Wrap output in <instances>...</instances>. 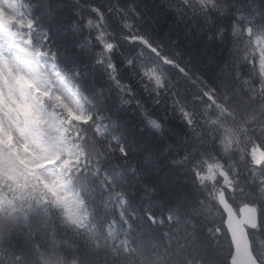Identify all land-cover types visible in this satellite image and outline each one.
Wrapping results in <instances>:
<instances>
[{
    "label": "trees",
    "instance_id": "1",
    "mask_svg": "<svg viewBox=\"0 0 264 264\" xmlns=\"http://www.w3.org/2000/svg\"><path fill=\"white\" fill-rule=\"evenodd\" d=\"M24 1L49 30L60 64L76 76L91 116H96L91 124L88 118L68 128V139L84 155L81 169L88 190L100 197L104 188L119 185L142 221L145 204L157 219L178 207L180 220L170 224L165 219L163 226L145 221L124 242L121 228L106 236L114 216L107 210L104 216L96 198L99 216L91 230L53 236L43 226L0 224V264L48 263L49 238L61 244L64 258L79 264H227V236L216 231L222 230V214L210 196L218 180L206 169L214 159L228 172L236 202L259 203L264 240V192L257 188L258 179L250 186L249 168L257 149L264 150V82L258 57L246 43L248 27L264 36V0H202L200 8L194 0ZM100 13L116 44L106 65L96 39L85 29L87 18L97 20ZM136 33L164 58L127 41ZM151 65L162 80L159 86L143 76ZM216 121L240 138L242 131L244 145L248 143L245 155L240 149L235 154L221 151ZM114 135L129 148L127 164L115 150Z\"/></svg>",
    "mask_w": 264,
    "mask_h": 264
},
{
    "label": "rangeland",
    "instance_id": "2",
    "mask_svg": "<svg viewBox=\"0 0 264 264\" xmlns=\"http://www.w3.org/2000/svg\"><path fill=\"white\" fill-rule=\"evenodd\" d=\"M6 0H0V9L2 11L5 10H9L8 4L6 3ZM246 43L250 46H252L253 48L256 47L259 51H263L264 49V44H261L258 42V38H254L253 40V45L250 44V39L246 41ZM8 64L9 61L7 60ZM263 64V61H262ZM4 70V68H2ZM263 71H264V66H263ZM7 72V71H6ZM10 72L12 74L15 73V69H13V67L10 68ZM15 80L16 78L13 76H9L7 73H5L4 71L1 70L0 72V92L3 96H5V100H6V104H7V109L5 110V112H3L5 114V116L7 117L8 121L10 122H15V115H17V113L15 112L14 108L16 107V105L20 102L21 96L18 93L17 87L15 86ZM54 86H55V90L56 91H60V87L61 84L58 81L59 78L56 76L54 77ZM4 89H8V90H13L16 97H12L11 93L8 94L5 93L3 91ZM8 95V96H7ZM1 98H0V106H1ZM68 108V106H67ZM69 109V108H68ZM33 112L35 111L34 109L32 110ZM1 115V113H0ZM77 116V115H76ZM78 117V116H77ZM2 119H5V117L3 115H1ZM1 118H0V122H1ZM10 129L11 126L9 125ZM5 131H8L5 130ZM3 134V132H2ZM0 133V138L3 136ZM9 132H5V136L7 137V141L12 147H14L15 149H19V155L21 158L26 159L28 161V163H30L35 169H37L36 164L39 162L41 156H42V146L40 144V142H38L30 133L24 131V134L20 137L21 140H18L16 138V136L14 135H9ZM228 139L231 143V147H230V152L232 154L235 153L236 150V145L234 144V142L232 141L231 138H229V135L226 136V138L224 136H222L221 138V142L222 144H224L225 140ZM186 143V142H185ZM233 145V146H232ZM234 147V148H233ZM39 172V171H38ZM40 176L47 181H49V177H50V172L49 171H45V172H39ZM60 198H63V193L58 192ZM161 234V233H160ZM62 251L57 252V254H61ZM55 256V254H54ZM32 264V263H31Z\"/></svg>",
    "mask_w": 264,
    "mask_h": 264
},
{
    "label": "snow or ice",
    "instance_id": "3",
    "mask_svg": "<svg viewBox=\"0 0 264 264\" xmlns=\"http://www.w3.org/2000/svg\"><path fill=\"white\" fill-rule=\"evenodd\" d=\"M92 10L93 11H98V9H95V8H93ZM245 19H247V18L245 17ZM250 23H253V22H250ZM31 24H32V27H35V21L34 20L31 21ZM261 27L264 28V25H262ZM247 31L251 32L252 28L248 27ZM50 40H51V35L50 34L49 35H45L43 37L44 43H48ZM28 42H29L30 45L36 44L37 41H36L34 33L30 34ZM132 42H135V41H132ZM104 47H106L107 49H112L113 45L112 44H107V45H104ZM41 51H42V49H41ZM2 55H4V53H3V51H0V56H2ZM51 56H52V59H58L59 58V53H51ZM109 67L112 68V67H114V65H109ZM177 70L180 71V69H177ZM76 74L79 75L78 72ZM49 94L51 95V93H49ZM95 119H96L95 115L90 116L89 119H88V124H91ZM151 123L155 124L156 122H155V120H152ZM189 123H191V122L189 121ZM156 126L159 127L158 124ZM112 139L115 140V150L118 151L119 156L121 158H123L124 163L127 164L128 158H129V156L131 154L127 144L122 142L120 140V137L117 136V135H114L112 137ZM143 162L145 164L148 163L147 160H144ZM137 170L138 169L133 168L132 169L133 174H135V172ZM121 175H123V173H121ZM113 182H115V180ZM225 199H227V195L226 194H225ZM229 203H231V201H229ZM245 204H248V202L245 201ZM248 206L249 207H253V205H251V204H249ZM151 207L152 206L149 205V204H145L144 205V208H143L144 221H142V223L145 222V221L148 224H150V225H153V224L156 223L157 217H156V214L154 213V211L150 210ZM233 207L235 208V205ZM254 208H255L256 219H257V227L256 228H252V229H246V232H247L248 238H249L250 246L253 243V241H252L253 233H255L256 231L259 230L260 205H259L258 202L254 205ZM178 212H179V208L178 207L175 208V209H169V211L166 214V217H162L161 218V226H163V224L165 222V219L170 224L173 223V222L179 223L180 217L177 214ZM221 212H222V220H221V222L223 223L224 221L227 220V214L223 213V209L222 208H221ZM118 214L121 216L122 222L127 223L129 231H131L134 228V224H133L132 220L133 219L140 220V217L136 216V214L130 208H129L128 212H120ZM127 217H131V219H126ZM186 222L189 223V224H192V221L190 219H187ZM193 227H194V225H193ZM216 231L218 233H221V234H223V232H227L226 224H225L223 230H221L220 228H217ZM228 235H229V241H228V252H227L226 259H227V264H233V256H234V253H235V246L233 245L232 240H231V233H228ZM35 247H39V244H36ZM218 247H219V245H218ZM220 255H224V254L220 253ZM253 255H255V251L254 250H253Z\"/></svg>",
    "mask_w": 264,
    "mask_h": 264
},
{
    "label": "water",
    "instance_id": "4",
    "mask_svg": "<svg viewBox=\"0 0 264 264\" xmlns=\"http://www.w3.org/2000/svg\"><path fill=\"white\" fill-rule=\"evenodd\" d=\"M224 210L227 213V226L232 234L233 245L235 246V253L233 256V264H257L255 259L250 253V244L246 237H242L239 240V228L241 224L246 220L250 226H255L257 223L256 213L250 207H244L240 210L242 216L241 220H238L233 210L227 205H224Z\"/></svg>",
    "mask_w": 264,
    "mask_h": 264
},
{
    "label": "bare ground",
    "instance_id": "5",
    "mask_svg": "<svg viewBox=\"0 0 264 264\" xmlns=\"http://www.w3.org/2000/svg\"><path fill=\"white\" fill-rule=\"evenodd\" d=\"M126 16V15H125ZM123 20V19H122ZM126 20V19H125ZM129 20V19H128ZM123 22V21H122ZM121 22V23H122ZM126 24V23H125ZM128 26V25H127ZM160 46V45H159ZM146 59V58H145ZM163 73V72H162ZM161 74V73H160ZM132 93V92H131ZM178 104V103H177ZM155 113V112H154ZM205 113V112H204ZM154 118V117H153ZM182 118V117H181ZM156 119V118H155ZM158 120V119H157ZM151 121V120H150ZM147 122V121H146ZM148 123V122H147ZM216 123H217V125H218V128H219V131L221 132V138H222V136H224L225 138H226V136H228L229 135V138H231L232 139V141L234 142V144L236 145V149H240L241 151V153L243 154V155H245V152H242V150H244L246 147V145H248V143L246 144L245 143V145H244V142L245 141H243V139L244 138H242V131H240V134H241V138H240V136L238 135V134H236L235 132H234V130H233V128L232 127H230L229 125H227V124H225V122L223 123V122H221V121H216ZM156 124H158L160 127H161V125H160V123H155V124H153V123H150V125H152V126H154L155 127V125ZM151 126V127H152ZM192 126V125H191ZM191 129V128H190ZM221 138H220V143H221V147H222V142H221ZM212 140V139H211ZM245 140V139H244ZM233 146V145H232ZM234 148V147H233ZM238 150H235V153L238 151ZM234 153V154H235ZM232 154V153H231ZM185 157V156H184ZM244 157V156H243ZM249 159V158H248ZM185 169V168H184ZM228 169V168H227ZM234 180H235V178H234ZM235 186V185H234ZM262 191V190H261ZM142 238V237H141ZM170 239V238H169ZM166 241V240H165ZM149 242V241H148ZM182 244V243H181ZM142 245V244H141ZM141 249H142V247H140ZM177 248V247H176ZM149 256V255H148ZM151 256H152V254H151ZM152 258V257H151ZM149 259V258H148ZM150 260V259H149ZM150 262V261H149ZM146 264V263H145ZM148 264V263H147Z\"/></svg>",
    "mask_w": 264,
    "mask_h": 264
}]
</instances>
